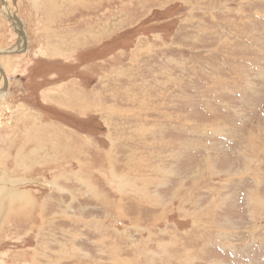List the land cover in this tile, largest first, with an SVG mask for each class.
<instances>
[{"label":"rangeland","instance_id":"obj_1","mask_svg":"<svg viewBox=\"0 0 264 264\" xmlns=\"http://www.w3.org/2000/svg\"><path fill=\"white\" fill-rule=\"evenodd\" d=\"M8 2L0 264H264V0Z\"/></svg>","mask_w":264,"mask_h":264},{"label":"bare ground","instance_id":"obj_2","mask_svg":"<svg viewBox=\"0 0 264 264\" xmlns=\"http://www.w3.org/2000/svg\"><path fill=\"white\" fill-rule=\"evenodd\" d=\"M2 10H3L2 11V13H3L2 16H4L6 19L10 20V22L15 26L16 32L18 33V36H19V42L17 44H15V46H13L11 48L0 49V71H1L2 76H3V80L6 81V86L4 87V89H2L0 91V103H3V102L6 101V97H7V94H8V87L10 85V82H9L10 78L8 79V76L6 75V73L4 74V71L2 69L1 59L4 56H6V55H13V54H16V53H21V52L25 53L27 51V49H28V34H27V31H26L25 27L23 26V24L18 20L16 14L14 12H12V10L10 9L8 0H2Z\"/></svg>","mask_w":264,"mask_h":264}]
</instances>
